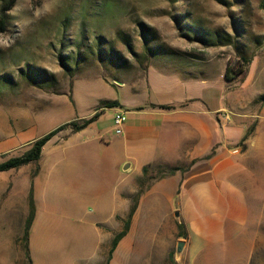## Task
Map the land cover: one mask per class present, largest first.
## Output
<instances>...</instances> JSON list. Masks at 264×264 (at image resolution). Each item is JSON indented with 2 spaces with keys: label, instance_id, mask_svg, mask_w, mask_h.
Masks as SVG:
<instances>
[{
  "label": "rangeland",
  "instance_id": "374dc122",
  "mask_svg": "<svg viewBox=\"0 0 264 264\" xmlns=\"http://www.w3.org/2000/svg\"><path fill=\"white\" fill-rule=\"evenodd\" d=\"M261 2L0 0V13L10 7L5 13V31L0 32V162L23 154L33 142L30 136L37 139L61 124H79L99 113L83 131L65 138L71 132L66 128L60 132L65 139L56 145L50 140L42 149L45 207L30 257L34 264H181L178 257L183 248L176 251L181 240L177 234L170 235L169 214H176L175 209L169 212L170 206L149 210L145 206L140 217L135 241L148 242L146 246L154 252L149 261H139L132 234L109 256L110 242L105 243L91 226L96 220L105 222L107 214L122 212L121 192L135 176L134 167L127 171L120 165L113 168L118 141L112 131L114 109H101L100 103L106 98L120 101L129 88L118 85L140 83L152 65L185 77L209 75L214 87L218 72L220 106L226 114L232 92L240 105L234 116L245 117L249 103L257 114L264 104ZM145 45L153 55L145 53ZM240 54L248 64L239 60ZM227 67L233 73L244 67V73L226 82ZM15 142V148H7ZM38 168L36 163L2 172L0 183L12 179L24 183ZM167 173L168 168H150V178L144 177L133 192L125 190L124 199L129 205L137 202L153 179ZM100 174L108 185L97 200L92 198L90 185ZM76 176L81 189L69 196L66 188ZM6 198L2 190L0 264H29L25 250L29 199H17L15 209H10ZM261 245L251 264H264ZM241 257L226 250L198 264H241Z\"/></svg>",
  "mask_w": 264,
  "mask_h": 264
},
{
  "label": "crops",
  "instance_id": "0c3cea01",
  "mask_svg": "<svg viewBox=\"0 0 264 264\" xmlns=\"http://www.w3.org/2000/svg\"><path fill=\"white\" fill-rule=\"evenodd\" d=\"M219 78L217 72L214 87V79L209 75L185 77L164 73L151 65L140 83L118 85L129 88L120 101L102 99L116 101L119 106L112 109L126 113V122L115 147L116 156L112 159L113 168L118 165L122 170L125 165L127 170L134 167L135 176L125 190L133 192L144 177L150 178V168L176 169L171 175L153 179L138 198L128 233L114 252L132 234L139 261H149L154 256L146 246L148 242H136L135 239L138 238L136 230L145 206L149 210L158 205L170 206L169 212L176 211L175 215L169 214L172 217L168 216L170 235L177 234L178 224L187 234L186 239L179 238L183 242L178 257L181 264L207 263L213 254L226 250L237 258L242 256L241 264H251L253 254L260 250L264 243V104L254 114L249 103L245 117H236L240 105L232 92L228 116L220 106ZM160 106L169 108L161 109ZM220 114H223L222 118ZM249 116L251 118H247ZM247 133V139L242 141ZM71 134L74 133L69 132L64 137ZM30 137V141L40 138ZM65 138L59 132L51 141L56 145ZM16 144L11 143L7 148H15ZM42 157L43 153L37 173L26 177L24 183L15 179L0 183V190L7 194L6 206L10 209H15L17 199L26 201L32 192L35 213L28 233L30 257L34 253L42 206L45 207ZM145 167L148 175L142 173ZM95 178L96 183L90 185L91 195L100 200L108 182L104 174ZM71 184L66 190L69 196H75L81 189L78 176ZM125 190L121 192L122 212L107 214L105 222L96 220L91 224L105 243L111 242L123 227L130 207L128 200L124 199ZM31 264H34L32 259Z\"/></svg>",
  "mask_w": 264,
  "mask_h": 264
},
{
  "label": "trees",
  "instance_id": "16d2710c",
  "mask_svg": "<svg viewBox=\"0 0 264 264\" xmlns=\"http://www.w3.org/2000/svg\"><path fill=\"white\" fill-rule=\"evenodd\" d=\"M261 6L264 8V0H262ZM9 10H10V7L3 10L0 13V32L5 31V28H6L5 13L8 12ZM145 53H147L148 55H153L151 49L147 46H146V52ZM110 58H113V57L111 56ZM144 58H145V56H144ZM238 58H239V60H242L245 63V65L248 64V62H249V60L245 57V55L240 54L238 56ZM144 60H147V57ZM243 73H244V67L238 68V71L234 72V73L232 72L230 67H227L225 69L223 78L226 82H228V81L232 80V77H231L232 75L233 76H241ZM47 81H49V80H47ZM100 104H101V109L102 108H116L119 106V104L116 101H102ZM159 108L168 109L169 107L160 106ZM98 115H99V113H94L90 118L81 120V122L79 124H77L75 121H72V122L65 123V124L58 126L54 130L48 132L47 134L43 135L39 139L28 144V149L23 154H21L19 156H14V157H8L5 160L1 161L0 162V173L6 172L9 170H13V169H17V168H20V167L28 165V164L38 163V161L40 160V157H41L43 147L45 146V144L49 140H51V138H53L56 134H58L59 132L63 131L66 128H70L72 133L80 132L81 130H84L90 124L95 122L98 118ZM247 136H248V133L245 134L242 141L246 140ZM175 170L176 169H169L168 173L165 174L164 176L171 175ZM37 171H38V169H36L34 171L33 175H35L37 173ZM147 171H148V168H146V167L143 168V170H142L143 175H146ZM28 199H29V211H28V216L26 218V224H25V231H26L25 232V244H26L25 250H26V258L28 260V263L31 264L29 251H28V247H27L29 228L31 226V223H32L33 218H34V213H35L31 191L29 192ZM136 205H137V202H134L133 204L130 205L128 213L126 215V218L122 223L123 227H122L121 231L118 232L117 234H115V236L111 240L109 256H111V254L114 252L115 248L117 247L118 243L128 233L129 226L131 223V218H132V215L136 209ZM177 230H178V232H177L178 238L186 239L187 234H186L183 226L178 224Z\"/></svg>",
  "mask_w": 264,
  "mask_h": 264
},
{
  "label": "built area",
  "instance_id": "2783aa9c",
  "mask_svg": "<svg viewBox=\"0 0 264 264\" xmlns=\"http://www.w3.org/2000/svg\"><path fill=\"white\" fill-rule=\"evenodd\" d=\"M125 122H126V113L121 109L115 110L112 117V131L116 135H120L122 133V129Z\"/></svg>",
  "mask_w": 264,
  "mask_h": 264
},
{
  "label": "water",
  "instance_id": "95a60500",
  "mask_svg": "<svg viewBox=\"0 0 264 264\" xmlns=\"http://www.w3.org/2000/svg\"><path fill=\"white\" fill-rule=\"evenodd\" d=\"M127 168H128V166L125 165V166H124V170H127ZM182 248H183V242L180 241V242L177 243L176 251H177L178 253H180L181 250H182Z\"/></svg>",
  "mask_w": 264,
  "mask_h": 264
}]
</instances>
